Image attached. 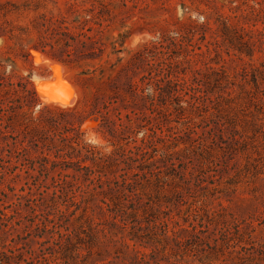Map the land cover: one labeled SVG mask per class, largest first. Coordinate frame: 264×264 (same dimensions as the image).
I'll return each instance as SVG.
<instances>
[{"label": "rangeland", "instance_id": "1", "mask_svg": "<svg viewBox=\"0 0 264 264\" xmlns=\"http://www.w3.org/2000/svg\"><path fill=\"white\" fill-rule=\"evenodd\" d=\"M67 1L78 8L89 6V0H0L1 25L23 38L0 36V60L7 63V69L12 67L14 74L27 76L35 91L36 86L43 90L47 100H41L36 91L37 107H82L77 81L80 69L100 65L106 76L113 72L112 63L116 79L119 74L123 79L121 68L146 43L150 57L188 66L185 76L194 68L208 74L201 85L206 106L186 108L183 114L172 112L169 121L162 123L159 133L163 140L157 143L153 157L125 168L122 149L126 151L133 143L129 139L127 144L125 140L117 142L116 137V172H64L75 173L76 179L67 178L72 188L77 184L91 188L95 184H90V178L98 174L102 179L87 203L80 204L87 206L83 217L76 219L81 208L70 216L68 231H73V253L78 256L68 258V264H147L145 260L148 264H264V135L259 131L264 130V0H102L105 34L116 39V55L72 64L31 47L38 36V28L33 26L42 16L65 15ZM162 35L181 40L161 54L150 45ZM23 50L27 56L21 55ZM70 98V103L63 101ZM183 98L189 99L188 95ZM80 130L102 151L113 149L97 130L94 117L86 118ZM140 136L138 132L137 141ZM157 170L156 175L148 173ZM56 173L0 172V187L7 191L10 185L13 193L30 190L38 196L36 185L41 184L38 191L48 186L50 193L54 188L51 176ZM34 178L37 183L31 185ZM122 179L131 186L122 185ZM20 187L24 190L19 191ZM8 195L11 197V192ZM9 197L4 204L15 200V196ZM74 199H80L78 191ZM101 199L108 203L107 208ZM130 202L137 208L134 215H128L129 209L123 206ZM121 206L126 214L116 213V207ZM57 207L71 210L75 205L58 199ZM5 210L13 212L12 207ZM40 210L54 216V209ZM15 218H21L19 225L0 230V250L5 244L19 247L14 253L22 257L40 258V249L51 245L56 234L41 245L48 234L33 236L37 232L33 224L18 214ZM159 222L166 227L158 224L152 230L151 225ZM226 223L230 229L221 235L220 227ZM233 224H238V230ZM74 233H79L80 242H75ZM141 252L146 253L144 260H140ZM46 257L48 264L55 263L48 254ZM19 264L26 263L21 259Z\"/></svg>", "mask_w": 264, "mask_h": 264}, {"label": "trees", "instance_id": "2", "mask_svg": "<svg viewBox=\"0 0 264 264\" xmlns=\"http://www.w3.org/2000/svg\"><path fill=\"white\" fill-rule=\"evenodd\" d=\"M103 6L102 0H89V6L83 8H78L73 2H65V15L60 14L57 18L42 16L41 21L33 26L38 28V36L31 47L66 64L81 60H100L103 55L110 53L116 55V39L105 34L107 23L104 22L106 18L102 17ZM0 9L3 8L0 6ZM5 34L10 39H23L13 34L10 29L6 30L0 23V36ZM226 39L231 42V38L226 36ZM180 40L175 36L162 35L160 39L152 40L150 46L158 48L162 54L167 53L171 45L179 44ZM149 48L146 43L128 58L120 70L123 79L121 74L116 79V68L111 66L112 63L110 68L113 72L106 76L100 65L81 68L77 81L84 99L82 107H77L76 104L73 107L57 109L50 105L37 107V96L32 82L27 76L14 74L12 67L7 69V63L0 60V172H38L40 175L42 172H57L56 177L51 176V186L54 188L50 193L46 190L48 186L38 191L41 184L36 185L35 178L30 184L36 185L38 196L30 190L13 193L14 188L10 185H7V191L0 187L1 231L5 232L19 225L21 218H15V214H18L29 221V225L33 224V229L37 230L33 236L48 234V238L40 242L41 245L56 234L51 245L40 249V258L22 257L21 253H14L19 247L12 248L2 244L5 249L0 250L1 264H19L21 259L26 264H48L49 258L46 254L56 260L54 264H68V258L78 256L73 253L76 250L71 239L73 231H68L70 216L81 208L76 219L83 217L87 206L81 207L80 204L87 203L91 191L101 187L102 179L98 174L90 178V184H95L91 188L88 184L84 187L77 184L72 188V183L67 178L77 177L75 173L64 172H84L85 175L93 172H116V137L117 142L125 140L127 144L130 140L133 143L131 148L126 151L123 148L121 153V161L125 168L130 169L133 167L132 163L149 159L156 154L157 143L163 140L159 133L162 123L169 121L168 116L172 112L183 114L186 108L196 110L206 106L201 85L208 78V74L194 68L190 76H185L184 71L188 66H178L176 62L165 59L156 60L149 56ZM21 55L27 56V51L23 50ZM189 61V58H185V62ZM208 69L213 70L212 67ZM96 70L99 71L98 75H95ZM184 95H188L189 99L183 98ZM88 117L97 120V130L113 146L109 152L102 151L98 145L88 141L85 132L80 130V125ZM259 131L264 135V130ZM138 132H141V136L137 141L135 136ZM168 161L173 164L171 157ZM136 167L140 169V164ZM148 173L156 175L159 170ZM141 177L145 178V173ZM157 178L159 177L156 176ZM122 181V185L131 186V182L125 179ZM28 188L31 189L29 186ZM23 190V187L19 188V191ZM75 191L79 192V200L74 199ZM8 192H11V197ZM13 196L15 200L4 204L5 199ZM58 199L62 203L69 201L75 207L71 210L68 207L60 209L57 207ZM100 201L105 203L104 207L109 206L103 199ZM97 206L102 210L101 204L97 203ZM123 206L129 209L128 213ZM123 206L116 207V213L134 215L137 212L132 202ZM8 207H12L13 212H7L5 209ZM42 207L54 209V216L49 217V213L44 215L40 210L44 209ZM20 209L29 213L22 215ZM111 211H114L113 208ZM161 223L152 224L151 229L155 231L158 224L166 227ZM227 225L226 223L220 227L221 235L230 229ZM79 227H82L81 223ZM234 227L236 230L239 228L238 224H233ZM81 231L85 233L83 228ZM163 231L166 232V228ZM74 235L75 242H80L82 238L79 233ZM130 239L139 238L130 236ZM173 239L179 244V240L175 237ZM140 254V260H144L146 253ZM144 262L148 264L146 260Z\"/></svg>", "mask_w": 264, "mask_h": 264}, {"label": "bare ground", "instance_id": "3", "mask_svg": "<svg viewBox=\"0 0 264 264\" xmlns=\"http://www.w3.org/2000/svg\"><path fill=\"white\" fill-rule=\"evenodd\" d=\"M37 56V55H36ZM38 57H39V55H38ZM54 64H55V62H54ZM37 88H36V91H37V94H38V96H39V98L41 99V100H43V101H46L47 100V96H46V94L43 92V90L41 89V88H39L38 86H36ZM72 98H70V99H68V100H63L65 103L67 102V103H70V102H72Z\"/></svg>", "mask_w": 264, "mask_h": 264}]
</instances>
